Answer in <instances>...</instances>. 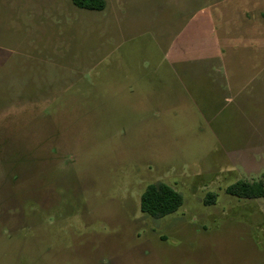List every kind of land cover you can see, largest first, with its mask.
I'll list each match as a JSON object with an SVG mask.
<instances>
[{"label": "rangeland", "instance_id": "374dc122", "mask_svg": "<svg viewBox=\"0 0 264 264\" xmlns=\"http://www.w3.org/2000/svg\"><path fill=\"white\" fill-rule=\"evenodd\" d=\"M105 1L0 0V264H264V198L225 193L264 174V103L208 125L147 88L226 0ZM247 1L221 20H259ZM154 183L181 193L177 213L141 212Z\"/></svg>", "mask_w": 264, "mask_h": 264}, {"label": "crops", "instance_id": "0c3cea01", "mask_svg": "<svg viewBox=\"0 0 264 264\" xmlns=\"http://www.w3.org/2000/svg\"><path fill=\"white\" fill-rule=\"evenodd\" d=\"M231 1L226 0L227 6ZM247 3L256 12L261 8L259 20L258 13L255 21L245 13L238 23L222 21V16L228 20L227 6L219 9L221 3H215L209 9L202 7L185 23L169 45L167 67L159 75L162 80L156 86L148 81V90L162 92L156 99L160 106L192 108L211 125L227 110L264 103V0Z\"/></svg>", "mask_w": 264, "mask_h": 264}, {"label": "trees", "instance_id": "16d2710c", "mask_svg": "<svg viewBox=\"0 0 264 264\" xmlns=\"http://www.w3.org/2000/svg\"><path fill=\"white\" fill-rule=\"evenodd\" d=\"M73 5L87 11L105 10V0H71ZM225 193L239 200H259L264 198V175L260 180H239L225 189ZM218 195L209 192L204 198L205 206H214ZM184 204V198L173 187L165 183H154L146 187L141 196L140 210L149 217L159 220L177 213Z\"/></svg>", "mask_w": 264, "mask_h": 264}]
</instances>
